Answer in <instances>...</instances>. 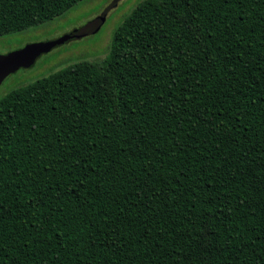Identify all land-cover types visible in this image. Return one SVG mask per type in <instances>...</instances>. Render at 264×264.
<instances>
[{
  "label": "trees",
  "instance_id": "obj_1",
  "mask_svg": "<svg viewBox=\"0 0 264 264\" xmlns=\"http://www.w3.org/2000/svg\"><path fill=\"white\" fill-rule=\"evenodd\" d=\"M81 1L0 0V38ZM0 264H264V0H141L0 98Z\"/></svg>",
  "mask_w": 264,
  "mask_h": 264
},
{
  "label": "rangeland",
  "instance_id": "obj_2",
  "mask_svg": "<svg viewBox=\"0 0 264 264\" xmlns=\"http://www.w3.org/2000/svg\"><path fill=\"white\" fill-rule=\"evenodd\" d=\"M141 0H82L62 16L34 30L0 38V53L28 43L55 40L73 30L83 29L77 37L58 43L41 54L26 69H19L0 84V98L11 90L47 76L77 61H97L104 57L113 30Z\"/></svg>",
  "mask_w": 264,
  "mask_h": 264
},
{
  "label": "water",
  "instance_id": "obj_3",
  "mask_svg": "<svg viewBox=\"0 0 264 264\" xmlns=\"http://www.w3.org/2000/svg\"><path fill=\"white\" fill-rule=\"evenodd\" d=\"M82 32L83 29L73 30L55 40L28 43L20 48L0 53V84L17 70L31 67L41 54L47 53L56 44L73 39Z\"/></svg>",
  "mask_w": 264,
  "mask_h": 264
}]
</instances>
